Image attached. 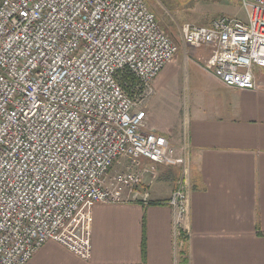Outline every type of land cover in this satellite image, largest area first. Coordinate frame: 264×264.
I'll return each mask as SVG.
<instances>
[{
    "label": "built area",
    "instance_id": "1",
    "mask_svg": "<svg viewBox=\"0 0 264 264\" xmlns=\"http://www.w3.org/2000/svg\"><path fill=\"white\" fill-rule=\"evenodd\" d=\"M240 3L245 20L186 24L181 37L211 51L205 67L225 85L254 89L264 0ZM178 50L146 0H0V264H27L49 240L90 259L94 205L149 204L144 172L172 164L166 204L175 241L189 236L187 137L178 153L145 109Z\"/></svg>",
    "mask_w": 264,
    "mask_h": 264
},
{
    "label": "crops",
    "instance_id": "2",
    "mask_svg": "<svg viewBox=\"0 0 264 264\" xmlns=\"http://www.w3.org/2000/svg\"><path fill=\"white\" fill-rule=\"evenodd\" d=\"M210 54L182 44L146 107L149 129L178 153L187 137L189 236L175 241L166 204L180 167L159 166L142 179L152 203L94 205L90 259L49 240L27 264H264V70L254 89L228 87L205 67Z\"/></svg>",
    "mask_w": 264,
    "mask_h": 264
},
{
    "label": "rangeland",
    "instance_id": "3",
    "mask_svg": "<svg viewBox=\"0 0 264 264\" xmlns=\"http://www.w3.org/2000/svg\"><path fill=\"white\" fill-rule=\"evenodd\" d=\"M154 11L159 23L173 40L180 46L182 28L186 24L206 25L219 16L227 15L246 19L240 0H146ZM206 62V61H205ZM147 104L145 106V109ZM111 169V174L125 170L128 158L118 159ZM144 162H148L145 160Z\"/></svg>",
    "mask_w": 264,
    "mask_h": 264
},
{
    "label": "trees",
    "instance_id": "4",
    "mask_svg": "<svg viewBox=\"0 0 264 264\" xmlns=\"http://www.w3.org/2000/svg\"><path fill=\"white\" fill-rule=\"evenodd\" d=\"M150 203H152V202H150ZM150 203H149V204H150Z\"/></svg>",
    "mask_w": 264,
    "mask_h": 264
},
{
    "label": "bare ground",
    "instance_id": "5",
    "mask_svg": "<svg viewBox=\"0 0 264 264\" xmlns=\"http://www.w3.org/2000/svg\"><path fill=\"white\" fill-rule=\"evenodd\" d=\"M179 47H180V45H179Z\"/></svg>",
    "mask_w": 264,
    "mask_h": 264
}]
</instances>
